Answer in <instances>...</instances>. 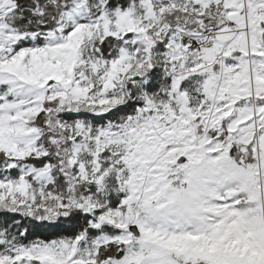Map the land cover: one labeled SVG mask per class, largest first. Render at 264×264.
<instances>
[{"label": "snow or ice", "instance_id": "1", "mask_svg": "<svg viewBox=\"0 0 264 264\" xmlns=\"http://www.w3.org/2000/svg\"><path fill=\"white\" fill-rule=\"evenodd\" d=\"M0 264H264V0H0Z\"/></svg>", "mask_w": 264, "mask_h": 264}]
</instances>
